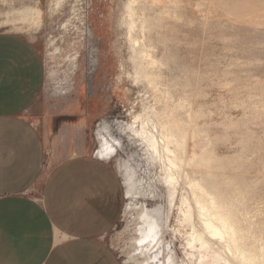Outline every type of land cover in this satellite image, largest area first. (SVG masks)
Masks as SVG:
<instances>
[{
	"label": "rangeland",
	"instance_id": "1",
	"mask_svg": "<svg viewBox=\"0 0 264 264\" xmlns=\"http://www.w3.org/2000/svg\"><path fill=\"white\" fill-rule=\"evenodd\" d=\"M127 2L8 0V4H0V19L4 18L6 11L25 5L42 10L37 31L24 28L31 32H23L14 26L11 27L13 29H3L34 41L42 56L43 90L26 115L43 133L46 158L58 162L81 154L92 155L98 146L97 131L101 122L104 123L102 131L112 140L110 144L116 143L123 151L122 159L114 157L109 162L115 165L122 179L127 173L122 169L123 164L128 167V176L132 175L133 179L140 180L142 187L145 186L141 190L135 186L132 197L128 198L124 184L123 214L119 224L107 236L109 243L117 249L113 250L123 259L131 253L132 245L128 240L135 227L131 211L145 199L146 204H152L151 218L159 222L160 240L154 250H160V257L162 251L183 257L171 230L173 214L178 208L177 200H168V189L159 177L158 161L150 160L149 150L141 139H134L126 132L121 135L125 140V147H121L111 135L113 126L125 128L131 124L133 112L142 111V99L145 97L141 96L145 94L141 91L142 84L134 83L131 73L126 75L127 71L132 72L128 62L130 45L125 24ZM140 4L142 2H136L137 6ZM146 4L147 11L153 16L161 14V5L151 1ZM146 32H161L163 41L157 45L160 53H166L164 59L167 63L163 66L162 87L170 90L171 100L179 102L187 97L192 82L197 83L203 94L195 100L197 103L199 100V107L204 105L210 112L211 120L216 124L212 130L221 136L229 135V142L233 144L243 137L249 140L245 153L248 162H240L242 168L235 172L239 179L245 183L263 176L264 110L260 119L250 121L248 106L264 100V89L259 87L264 84V0H184L179 15H166L161 21L153 19ZM180 62H183L182 66ZM123 70L125 73L121 74ZM117 82L118 91L115 89ZM149 99L154 103L152 97ZM193 99L194 96L190 97V101ZM180 113L185 112L180 110ZM228 117L239 120L240 126L227 129L220 124ZM229 145L223 141L217 147L223 153L232 152Z\"/></svg>",
	"mask_w": 264,
	"mask_h": 264
},
{
	"label": "bare ground",
	"instance_id": "2",
	"mask_svg": "<svg viewBox=\"0 0 264 264\" xmlns=\"http://www.w3.org/2000/svg\"><path fill=\"white\" fill-rule=\"evenodd\" d=\"M137 1L142 4L137 6ZM147 1L161 5L159 16H153L147 11ZM183 1L128 0L126 3L125 24L130 45L128 62L132 67V72L127 71L126 75L131 73L134 83L142 84L141 91L145 94L139 92L142 98L143 95L145 97L141 98L142 111L136 113L134 110L131 117L134 120L131 119V124L125 128L113 126L111 131V135L119 141L121 147H125V140L121 135L126 132L134 139H141L149 150L150 160L158 161L159 177L168 189V200H177L178 208L173 214L171 230L180 245L183 257L164 251L160 257V250H154L160 240L157 227L159 222L151 218L152 204H146L144 199L142 204H137L131 211L134 214L135 227L128 244L132 245V251L125 259L118 252L119 258L122 264H264V175L244 183L235 173L237 169L242 168L240 162L247 161L245 153L249 140L243 137L233 144L229 142V135L221 136L212 130L215 122L211 120L210 112L204 105L199 107V100L198 103L195 100L203 94L197 83L192 82V86L187 84L192 89L189 88L187 97L179 102L172 101L170 90L162 87L165 75L163 68L167 64L164 59L166 53L159 52L157 43L163 41V38L161 32L146 30L151 28L153 19L161 21L166 15H179ZM0 4H8V0H0ZM41 20L42 10L39 7L25 5L6 11L4 18L0 19V28L11 25L17 30H37ZM248 51L250 53V50ZM180 63L182 66L183 62ZM124 71H121V74ZM50 77L52 78L53 74ZM186 82L189 83L190 80ZM259 87L264 89V84ZM115 89H120L118 82ZM251 92H254V89ZM192 96L194 99L190 101ZM248 107L251 110L249 120L260 119L263 115L264 100L260 99ZM180 110L185 113L181 114ZM103 124L100 122L98 126V146L92 155L106 162L114 157L122 159L123 151L116 143L110 144L111 138L102 131ZM220 124L232 129L238 128L240 121L228 117ZM223 141L230 143L232 152H221L217 146ZM122 169L127 171L124 182L129 198L132 197L135 186L140 190L145 186L142 187L140 180H134L132 175L128 176V167L122 164ZM179 184L181 186L178 188ZM153 191L156 189L151 190ZM157 210L159 211L158 207ZM217 234L222 239L215 238ZM110 245L117 251L113 243L110 242Z\"/></svg>",
	"mask_w": 264,
	"mask_h": 264
},
{
	"label": "crops",
	"instance_id": "3",
	"mask_svg": "<svg viewBox=\"0 0 264 264\" xmlns=\"http://www.w3.org/2000/svg\"><path fill=\"white\" fill-rule=\"evenodd\" d=\"M11 27L0 28V264H122L107 236L123 214L124 179L93 155L46 158L26 115L43 90V59Z\"/></svg>",
	"mask_w": 264,
	"mask_h": 264
},
{
	"label": "snow or ice",
	"instance_id": "4",
	"mask_svg": "<svg viewBox=\"0 0 264 264\" xmlns=\"http://www.w3.org/2000/svg\"><path fill=\"white\" fill-rule=\"evenodd\" d=\"M215 238L222 239V237H220L218 234H217V236H216ZM190 246H191V245H190Z\"/></svg>",
	"mask_w": 264,
	"mask_h": 264
}]
</instances>
